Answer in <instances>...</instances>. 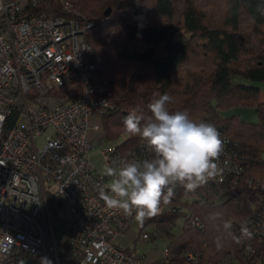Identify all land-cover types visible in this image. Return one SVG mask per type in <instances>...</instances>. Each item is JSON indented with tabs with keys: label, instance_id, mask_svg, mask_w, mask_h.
I'll use <instances>...</instances> for the list:
<instances>
[{
	"label": "trees",
	"instance_id": "1",
	"mask_svg": "<svg viewBox=\"0 0 264 264\" xmlns=\"http://www.w3.org/2000/svg\"><path fill=\"white\" fill-rule=\"evenodd\" d=\"M61 1L73 13L64 12ZM49 12L91 23L85 40L115 104L98 142L112 143L115 163L151 158L145 141L125 133L123 119L133 110L150 116L148 104L164 93L173 98L170 111L213 124L222 144L238 155V178L208 182L193 193L176 184L171 203L139 224L140 231L151 226V241L165 240L169 248L167 263L145 261L260 264L264 232L246 222L264 217V188H256L264 184V90L232 78L264 82V0H42L34 9ZM235 107L255 108L257 122L221 114ZM223 194L230 196L217 202ZM45 200L52 216L66 202L48 191ZM189 251L195 263L186 259Z\"/></svg>",
	"mask_w": 264,
	"mask_h": 264
},
{
	"label": "built area",
	"instance_id": "2",
	"mask_svg": "<svg viewBox=\"0 0 264 264\" xmlns=\"http://www.w3.org/2000/svg\"><path fill=\"white\" fill-rule=\"evenodd\" d=\"M41 1L0 0V264H40L42 257L51 264H156L121 247L134 218L108 208L99 195L110 182L104 165L120 164L114 146L98 142L115 104L85 40L91 23L36 14ZM61 6L73 13L68 2ZM94 154L100 168L91 163ZM237 158L224 143L222 171L209 182L238 178ZM46 191L69 206L67 232L58 240ZM192 224L201 227L197 219ZM246 225L264 232V217ZM150 241L145 230L135 239ZM186 259L195 263L196 254L189 251ZM159 260L168 262V247Z\"/></svg>",
	"mask_w": 264,
	"mask_h": 264
},
{
	"label": "clouds",
	"instance_id": "3",
	"mask_svg": "<svg viewBox=\"0 0 264 264\" xmlns=\"http://www.w3.org/2000/svg\"><path fill=\"white\" fill-rule=\"evenodd\" d=\"M172 101L168 93L161 94L148 104L150 116L133 110L123 119L125 133L145 141L151 158L104 165L103 174L110 182L100 188L101 199L140 225L171 203L176 184L193 193L222 171L218 161L223 144L217 128L194 120L185 111H170ZM224 228L231 225L225 222ZM40 264L51 261L42 257Z\"/></svg>",
	"mask_w": 264,
	"mask_h": 264
},
{
	"label": "rangeland",
	"instance_id": "4",
	"mask_svg": "<svg viewBox=\"0 0 264 264\" xmlns=\"http://www.w3.org/2000/svg\"><path fill=\"white\" fill-rule=\"evenodd\" d=\"M109 14V13H108ZM232 81L234 83H239V84H246V85H251V86H257L264 90V82H257V81H252L243 77L239 76H234L232 78ZM221 114L223 116H230V115H238L242 120L246 122H251V123H256L257 122V111L255 108L252 107H235L231 108L226 111H221ZM106 122L102 123L103 128L106 126ZM104 124V125H103ZM105 129V128H104ZM42 142L40 141L38 146H41ZM112 143H105V146H111ZM99 148V147H98ZM99 149H96L95 152H97ZM91 163L97 168H100V157L97 154H94L91 158ZM228 196V194H223L220 197H218L217 202H222L224 201ZM69 215V206L68 204L64 201L62 204V207L60 208V212L56 214L55 218L59 221V224L54 230V234L56 239L58 240L63 234L67 232V218ZM152 229L151 226L146 227L145 231H150ZM139 223L133 220V225L131 229L127 232L125 237L123 239L118 240V242L121 244V246L124 247H131L133 248L134 246L138 250L140 254H143L146 256V261H151L152 259H160L162 257V250L161 246L163 243H159L155 240H152L146 244H136L135 239L139 237ZM154 245H157L156 250H151ZM222 264H237V262L233 259L226 260Z\"/></svg>",
	"mask_w": 264,
	"mask_h": 264
},
{
	"label": "crops",
	"instance_id": "5",
	"mask_svg": "<svg viewBox=\"0 0 264 264\" xmlns=\"http://www.w3.org/2000/svg\"><path fill=\"white\" fill-rule=\"evenodd\" d=\"M131 227H132V226H131ZM131 227H130V229H131ZM130 229H129V230H130ZM129 230H128V231H129ZM128 231H127V232H128ZM139 233H140V232H139ZM126 234H127V233H126ZM126 234H125V235H126ZM125 235H124V237H125ZM124 237H122L121 239H123ZM159 243H163L162 245H160V246H161V250H163V248L166 247V241H165V240H164V241H160ZM156 249H157V245H154V247H153L151 250H156ZM144 256H145V255H144ZM145 260H146V256H145Z\"/></svg>",
	"mask_w": 264,
	"mask_h": 264
},
{
	"label": "water",
	"instance_id": "6",
	"mask_svg": "<svg viewBox=\"0 0 264 264\" xmlns=\"http://www.w3.org/2000/svg\"><path fill=\"white\" fill-rule=\"evenodd\" d=\"M108 13H109V10H107V12L105 14L108 15Z\"/></svg>",
	"mask_w": 264,
	"mask_h": 264
}]
</instances>
